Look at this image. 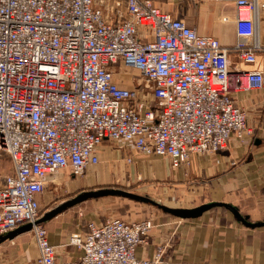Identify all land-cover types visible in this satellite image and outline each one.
Here are the masks:
<instances>
[{"label": "built area", "instance_id": "2783aa9c", "mask_svg": "<svg viewBox=\"0 0 264 264\" xmlns=\"http://www.w3.org/2000/svg\"><path fill=\"white\" fill-rule=\"evenodd\" d=\"M239 56L254 63L259 0H232ZM228 49L152 0H0V234L30 222L34 264H158L164 246L135 256L149 219L88 221L67 243L79 255L59 259L40 216L38 194L63 171L80 176L100 161L105 141L134 153L187 165L194 154L251 134L234 91L264 88V70L230 86ZM139 77L121 84L127 71ZM144 87L145 93H141ZM149 95V97H147ZM129 161V157L127 158Z\"/></svg>", "mask_w": 264, "mask_h": 264}, {"label": "crops", "instance_id": "0c3cea01", "mask_svg": "<svg viewBox=\"0 0 264 264\" xmlns=\"http://www.w3.org/2000/svg\"><path fill=\"white\" fill-rule=\"evenodd\" d=\"M152 1L161 10L195 27L199 33L216 37L228 49L232 88L236 87L239 73L264 70V50L256 51L254 63H246L238 54L236 44L240 38L235 30L236 15L232 0ZM255 39L264 44V0L258 1L255 38L244 37L242 40L251 44ZM121 84L133 86L136 82L125 74ZM232 95L236 104L245 110L247 125L251 129V134L246 135L244 141L232 138L221 150L192 155L187 165L173 166L166 157L157 156L137 158L130 169H140L141 165L147 177L153 176L180 188L178 205L181 207L225 201L236 206L243 215H248L250 221L263 220L264 88L234 91ZM130 151V146L125 143L120 148L109 144L98 147L99 156L116 161H124V156ZM67 174L63 171L52 176L51 180L56 182L62 177L73 179ZM90 180L94 179L90 177ZM42 193L38 194V199L43 197ZM70 208L45 223L48 240L58 246V257L63 260L74 259L79 252L73 246H59L67 243L72 232L84 231L86 224L70 216ZM77 213L79 216L82 214L80 210ZM158 221L147 241L136 246V257H149L156 245L162 244L164 253L158 264H264V226L247 227L223 207H213L199 217L187 219L164 213ZM36 256V243L28 231L0 243V264H34Z\"/></svg>", "mask_w": 264, "mask_h": 264}, {"label": "rangeland", "instance_id": "374dc122", "mask_svg": "<svg viewBox=\"0 0 264 264\" xmlns=\"http://www.w3.org/2000/svg\"><path fill=\"white\" fill-rule=\"evenodd\" d=\"M127 75L133 78L139 77L138 72L135 70L127 71L126 76ZM141 93H145L144 87L141 88ZM147 97H149V95H147ZM103 144L118 146L121 143L105 141L101 145ZM99 157L100 161L96 165L90 166L85 173L80 176H72L73 179H65V177H62L59 181H50L42 193L43 197L38 199L40 216L45 211L55 207L63 200L75 195L79 191L97 187H119L140 194H148L154 200L166 205L182 206L178 205L181 199L180 188H176L170 182L154 179L153 176L147 177L146 170L143 171V168L140 167L141 165L139 166L140 169H138V167L137 170L130 169V165L137 158H152L157 157V155H141L131 150L124 156V161ZM128 157L130 159L129 161L127 160ZM9 170L10 162L8 161L7 154L2 153L0 154V175H3V173ZM58 177L56 180H58ZM90 177L94 180H90ZM75 210H77L76 213L74 212ZM79 210L82 213L80 216L77 213ZM69 211H72L70 212V216L76 217L77 222L83 220L85 223L88 221L102 222L106 219L115 217L125 221L149 219L154 225L150 229L149 235L156 224H158L160 217L164 215L161 210L153 205L117 196L88 199L74 205ZM78 217H80V219ZM45 223L46 222L40 224L47 229ZM28 232L29 235L33 237V233L30 229Z\"/></svg>", "mask_w": 264, "mask_h": 264}, {"label": "water", "instance_id": "95a60500", "mask_svg": "<svg viewBox=\"0 0 264 264\" xmlns=\"http://www.w3.org/2000/svg\"><path fill=\"white\" fill-rule=\"evenodd\" d=\"M106 196H117L137 202L148 203L160 209L164 213L181 219L196 218L199 217L203 212L213 207H223L229 210L237 221L247 227L255 228L264 226V219L258 221H250L248 215H243L236 206L225 201H208L192 207L170 206L154 200L148 194H140L119 187H97L81 190L75 195L63 200L55 207L49 209L48 211H45L40 217H38V219L35 220V223H44L57 214L61 213L65 209L74 206L82 201L88 199H97ZM30 228L31 223L26 222L8 231L5 234H0V243L7 239L13 238L18 233L28 231Z\"/></svg>", "mask_w": 264, "mask_h": 264}, {"label": "trees", "instance_id": "16d2710c", "mask_svg": "<svg viewBox=\"0 0 264 264\" xmlns=\"http://www.w3.org/2000/svg\"><path fill=\"white\" fill-rule=\"evenodd\" d=\"M8 157V156H7ZM8 161H9V157H8ZM101 198V197H100ZM130 200V199H129ZM133 201V200H132ZM160 210V209H159Z\"/></svg>", "mask_w": 264, "mask_h": 264}]
</instances>
